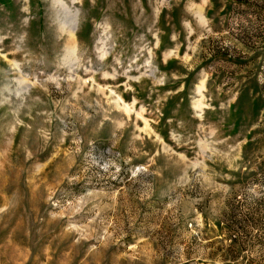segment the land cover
Returning a JSON list of instances; mask_svg holds the SVG:
<instances>
[{
  "label": "rangeland",
  "instance_id": "rangeland-1",
  "mask_svg": "<svg viewBox=\"0 0 264 264\" xmlns=\"http://www.w3.org/2000/svg\"><path fill=\"white\" fill-rule=\"evenodd\" d=\"M0 264H264V0H0Z\"/></svg>",
  "mask_w": 264,
  "mask_h": 264
},
{
  "label": "bare ground",
  "instance_id": "bare-ground-1",
  "mask_svg": "<svg viewBox=\"0 0 264 264\" xmlns=\"http://www.w3.org/2000/svg\"><path fill=\"white\" fill-rule=\"evenodd\" d=\"M71 34V33H70ZM70 36H72V35H70ZM119 103V102H118ZM124 107V106H123ZM123 107H122V109H123ZM125 110L128 112V110L125 108Z\"/></svg>",
  "mask_w": 264,
  "mask_h": 264
}]
</instances>
